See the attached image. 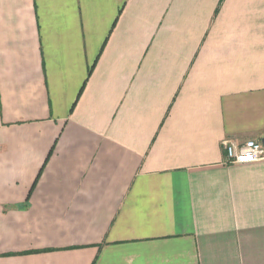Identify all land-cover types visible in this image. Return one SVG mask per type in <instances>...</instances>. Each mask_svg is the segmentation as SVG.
Instances as JSON below:
<instances>
[{
    "label": "crops",
    "instance_id": "obj_1",
    "mask_svg": "<svg viewBox=\"0 0 264 264\" xmlns=\"http://www.w3.org/2000/svg\"><path fill=\"white\" fill-rule=\"evenodd\" d=\"M264 0H0V264H264Z\"/></svg>",
    "mask_w": 264,
    "mask_h": 264
},
{
    "label": "built area",
    "instance_id": "obj_2",
    "mask_svg": "<svg viewBox=\"0 0 264 264\" xmlns=\"http://www.w3.org/2000/svg\"><path fill=\"white\" fill-rule=\"evenodd\" d=\"M223 146L226 152V162L229 164H244L264 160V144L262 141L248 140L237 144L225 139Z\"/></svg>",
    "mask_w": 264,
    "mask_h": 264
},
{
    "label": "water",
    "instance_id": "obj_3",
    "mask_svg": "<svg viewBox=\"0 0 264 264\" xmlns=\"http://www.w3.org/2000/svg\"><path fill=\"white\" fill-rule=\"evenodd\" d=\"M262 143L264 144V138L262 139Z\"/></svg>",
    "mask_w": 264,
    "mask_h": 264
}]
</instances>
